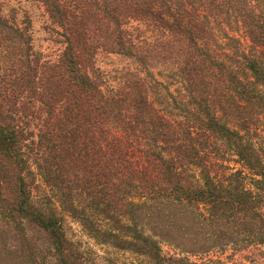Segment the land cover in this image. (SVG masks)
Segmentation results:
<instances>
[{"label":"trees","instance_id":"trees-1","mask_svg":"<svg viewBox=\"0 0 264 264\" xmlns=\"http://www.w3.org/2000/svg\"><path fill=\"white\" fill-rule=\"evenodd\" d=\"M32 1L61 50L0 0V264H98L67 216L130 264L264 247V0Z\"/></svg>","mask_w":264,"mask_h":264},{"label":"rangeland","instance_id":"rangeland-1","mask_svg":"<svg viewBox=\"0 0 264 264\" xmlns=\"http://www.w3.org/2000/svg\"><path fill=\"white\" fill-rule=\"evenodd\" d=\"M1 1L4 3L7 10L9 8L16 9L18 17H28L31 20L35 47L42 52L43 57L55 60L61 50V46L51 38L48 30L50 19L44 6L32 0ZM243 38L244 37L241 39ZM243 42L247 44L248 40H243ZM98 64L103 70L109 73L111 76L110 79L116 77L119 69L129 66L133 67L130 65L129 60L112 54H100ZM224 163L233 170L240 167L234 160H228ZM245 171L247 172L248 170L245 169ZM66 231L68 237L77 243L81 249L88 251L92 259L98 262V264H106L107 258L109 257L115 259L120 264H130L132 260H134L131 254L127 252L116 250L108 245L95 243V241L86 234L83 226L69 216L66 217ZM164 251L170 253L179 252L168 245L164 246ZM190 260L196 261L198 264H264V247H253L243 251L228 247L223 252L219 251L208 255H191Z\"/></svg>","mask_w":264,"mask_h":264}]
</instances>
